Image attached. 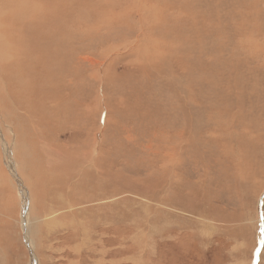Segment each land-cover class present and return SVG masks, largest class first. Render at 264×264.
Here are the masks:
<instances>
[{
    "label": "rangeland",
    "instance_id": "rangeland-1",
    "mask_svg": "<svg viewBox=\"0 0 264 264\" xmlns=\"http://www.w3.org/2000/svg\"><path fill=\"white\" fill-rule=\"evenodd\" d=\"M32 2L0 0V264H264V0Z\"/></svg>",
    "mask_w": 264,
    "mask_h": 264
},
{
    "label": "bare ground",
    "instance_id": "bare-ground-1",
    "mask_svg": "<svg viewBox=\"0 0 264 264\" xmlns=\"http://www.w3.org/2000/svg\"><path fill=\"white\" fill-rule=\"evenodd\" d=\"M41 5H42V7L41 8H43V7H45L44 6V2H42V3H40ZM15 5H21V6H24V7H31V8H37V10H39V12L43 15V18L42 17H40L39 19L42 21H45L46 19L47 20H49V21H51V19L49 18V16H47V7L45 8V9H39L40 7H38L37 5L35 6V3H33L32 2V0H25V1H23V0H21V3H16ZM15 10V9H14ZM23 10H24V8H23ZM19 13V12H18ZM23 13H25L24 11H22V12H20V14H23ZM20 14H19V16H20ZM29 15L28 14H23L22 15V18H27ZM53 22V21H52ZM29 23H31V22H29ZM34 25H35V27H37V19H36V21L35 22H32ZM46 27H48V26H46ZM21 29H25V25L24 26H22L21 27ZM26 32V31H25ZM37 32H40V28L37 30H35V31H33V33L34 34H36ZM23 36V35H22ZM37 39H36V37H35V35L34 36H32V40H31V43L33 42V44H34V41H36ZM47 41H42L41 42V37H39L38 38V42L39 43H41L42 45L45 43V44H47L48 43V40L49 39H46ZM52 40L50 39V42H49V45L48 46H43L42 47V45H37V43L35 42V44H36V46H37V48H38V50L42 53V54H44V55H46V52L48 53L47 54V56H44V57H46L47 59H48V64L50 63V69H48L46 72H45V75L44 76H42V74H40V78H39V80H37V81H40L41 83H40V85H42L41 87H44L45 89H48L47 87H46V84H47V81L48 80H50V81H55V82H59L60 81V76H59V73H58V65H59V63H60V54H61V48H57L55 45H54V43L53 42H51ZM24 43V39L23 40H21V44H23ZM50 46V47H49ZM36 50V49H35ZM42 50H44V52H42ZM37 51V50H36ZM38 52V51H37ZM14 54H16V53H14ZM18 57H19V55H15L14 57H13V62L15 63V59H18ZM43 56H39V59L40 58H42ZM37 60V64L41 67V65H42V61L41 60ZM15 60V61H14ZM24 56H23V59L21 60V62H24ZM40 63V64H39ZM30 65H33V63H32V61L30 62V64H28V66H29V69L27 68L26 69V73H25V65L23 66V68H22V70H23V73L25 74V76H29V75H31V73H34L33 72V70H32V68L30 67ZM42 68V71H43V67H41ZM20 69V68H19ZM208 69V68H207ZM41 71V72H42ZM59 71L61 72V69H59ZM190 73V72H189ZM192 73V72H191ZM206 73V72H205ZM35 75H37V73H34ZM21 76V78H22V75H20ZM28 78V77H27ZM44 79V81H41V79ZM192 78V75L190 76V74H189V77H188V80H190ZM32 79V78H31ZM51 79H53V80H51ZM208 79V78H207ZM35 81V80H34ZM36 82V81H35ZM217 82H218V80L215 78L214 79V83H215V85H217ZM195 85H197V86H195V90L194 91H192L191 90V88H190V90H189V94H188V98H187V102L189 101V98L191 97V101L190 102H192V103H194V105H196L195 103H197L196 102V95L197 96H200L201 98H202V96H206L207 95V93H206V87H211V83L210 84H207V85H202L201 83H199V84H195ZM27 91V90H26ZM210 93V92H209ZM208 97V96H207ZM197 106V105H196ZM31 107V106H30ZM199 107V106H198ZM194 108V106H186V109H187V112H188V116L190 117V118H192L193 116V118H195L196 117V115L195 114H199L201 111H199L198 113L193 109ZM199 110H200V107L198 108ZM201 117V116H200ZM192 118V119H193ZM188 125H190V123L188 124ZM4 145H5V143H4ZM5 147V150H6V153L8 154V155H10V148L9 147H7L6 145L4 146ZM85 161V160H84ZM88 164V163H87ZM11 167V169L13 170V173H14V175L16 176V174H15V169H14V165H13V162H12V160H11V165H10ZM18 177V176H17ZM20 182V181H19ZM20 184H21V187L22 188H24L23 187V185H22V182H20ZM23 191V213H24V215H26L28 212H27V201H28V204H29V195H28V192H27V190H22ZM27 216V215H26ZM24 218H26L25 216H23ZM28 218V217H27ZM26 218V219H27ZM25 219V220H26ZM27 233V232H26ZM29 241V240H28ZM29 243H30V246H31V241H29ZM34 258V257H33Z\"/></svg>",
    "mask_w": 264,
    "mask_h": 264
},
{
    "label": "water",
    "instance_id": "water-1",
    "mask_svg": "<svg viewBox=\"0 0 264 264\" xmlns=\"http://www.w3.org/2000/svg\"><path fill=\"white\" fill-rule=\"evenodd\" d=\"M263 203V201L261 200V204Z\"/></svg>",
    "mask_w": 264,
    "mask_h": 264
}]
</instances>
